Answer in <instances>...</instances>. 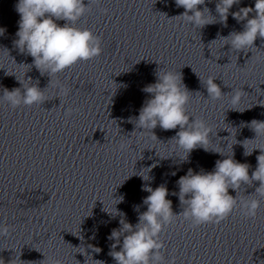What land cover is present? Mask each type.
<instances>
[{
  "label": "clouds",
  "instance_id": "obj_1",
  "mask_svg": "<svg viewBox=\"0 0 264 264\" xmlns=\"http://www.w3.org/2000/svg\"><path fill=\"white\" fill-rule=\"evenodd\" d=\"M101 0H19L15 6L20 19L18 21V39L14 41L15 47L21 53H26L33 58V65L43 76L47 74L52 78L64 72L80 62H88L99 57L103 51L101 37L97 36L89 28L78 27L86 13L91 11V5L100 4ZM206 0H175L177 7H182L184 12L176 16L194 28H203L206 25L216 23L215 17L207 7L203 10L199 6L205 5ZM240 0H218L216 12L220 21L226 24L229 10ZM106 11V10H105ZM253 15L251 18L249 14ZM232 16L237 21H246L243 31H233L226 37L224 45H230L231 51L245 52L255 47L257 39L264 41V0H255L253 7H242ZM57 21H65L63 26ZM4 32V29H0ZM156 82L148 84L143 88L145 93L150 94L144 105L139 110V115L134 123L140 132H149L153 139H157L152 130L159 126L162 130H175L179 128L175 136L171 138L174 145L183 151L188 157L192 150L202 147L207 151L209 136L212 128L202 118L191 117L188 114L187 105L191 94L183 83L182 74L179 71H165L158 69L155 73ZM21 87L8 90L4 88L0 94V102L15 110L21 106L31 107L42 105L49 101L41 89L39 81L33 83L31 79L27 82L18 80ZM206 86L208 99L213 101L221 99L223 95L221 87L215 83V79L209 77L203 82ZM60 105L61 97H67L71 89L56 81ZM199 93V92H198ZM242 89H233L230 103L238 105L244 95ZM73 109L64 112L66 117L70 116ZM130 122H133L130 118ZM249 127L255 132L254 139L264 137V121L252 120ZM134 133V132H133ZM121 149L126 145L121 144ZM245 148V147H244ZM256 149L260 150L257 155V166L249 174L250 165L240 163L231 156L215 162L213 171L194 172L191 168L187 174L180 176L177 181L178 195L182 211L176 214L172 210V201L167 199L168 188L161 184L155 189L145 186L143 191L150 193L143 199L147 210L140 213L138 223L133 226L120 215L121 227L113 229L109 237L115 240L109 255L116 264H175L174 258L167 260L163 254L164 241L161 233L178 218L187 221L190 227H198L208 223L219 224L225 220L233 211L239 210L247 218H254L260 207V200L256 196L264 198V148H254L251 152L245 149V156L251 155ZM219 153V152H217ZM222 156V153H220ZM175 175V173H173ZM258 182L252 195L240 196L238 190L242 185L251 186ZM229 189L236 191V196L229 194ZM123 200V197L120 198ZM120 202V201H119ZM8 228L0 225V235H6ZM122 246L119 251L116 247ZM100 249H96L99 252ZM52 264H62L60 260H53ZM96 264H104L97 260Z\"/></svg>",
  "mask_w": 264,
  "mask_h": 264
}]
</instances>
